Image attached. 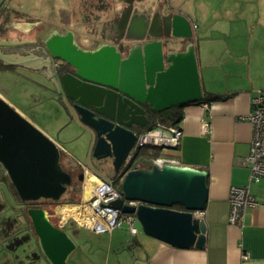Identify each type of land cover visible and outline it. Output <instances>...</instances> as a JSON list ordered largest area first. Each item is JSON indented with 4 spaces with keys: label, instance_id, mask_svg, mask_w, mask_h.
Listing matches in <instances>:
<instances>
[{
    "label": "crops",
    "instance_id": "crops-1",
    "mask_svg": "<svg viewBox=\"0 0 264 264\" xmlns=\"http://www.w3.org/2000/svg\"><path fill=\"white\" fill-rule=\"evenodd\" d=\"M42 1L10 0L8 7L0 12V31L9 26L19 27L28 37H0V48L29 54L27 61L24 60L38 67L21 68L42 74L39 68L43 62L37 54L43 53L38 42L50 37L54 30H71L85 49H94L103 43L115 44L119 50L127 52L129 48L138 47L149 40H171L170 52H182L188 45H194L203 96H226L225 100L208 104L185 105L183 119L178 124L182 130L179 151L160 154L179 160L181 166L208 171V201L203 215L207 224L206 246L175 248L148 235L139 237L138 233L130 234L127 226L102 233L82 226H66L76 243L75 249L83 254L74 263L264 264V179L259 182L250 180V169L244 163L252 139V125L245 118L250 111L251 98L257 90L264 89V0H120L112 11L107 6L108 0H84L86 7H93L90 9L92 14L87 11L85 19L81 14V26L77 21L72 24V18L63 21L68 27L62 31L56 28V19L48 18L50 9L48 7L45 11L46 4ZM130 5L129 25L124 28L121 17ZM62 12L55 11V17ZM93 15L95 20L89 19L88 16ZM175 16L182 18L187 25L184 31L174 33L172 28L171 31L167 30L168 20ZM85 23L91 24L87 30L83 28ZM45 24L51 26L47 34L44 33L46 29L42 28ZM194 24H197L196 29ZM31 34L36 40H31ZM197 37L203 39L204 43H198ZM201 66L206 68L205 71L201 70ZM213 67H217V72ZM47 89L54 92L53 86ZM5 99L22 114L29 116L25 107ZM74 119L86 127L77 118ZM32 122L64 150L60 141L43 125L34 119ZM204 122L209 123L207 134L201 131ZM93 147L94 138L90 143V162L77 158L78 162L73 165L81 167L89 175L104 179L103 170L110 163L104 160L95 162ZM246 184L250 185L252 194L261 205L248 210L243 226L231 225L230 188ZM80 228L99 237L96 246L90 238L80 235ZM96 252L99 255H95ZM243 253H249L250 258L242 259Z\"/></svg>",
    "mask_w": 264,
    "mask_h": 264
},
{
    "label": "water",
    "instance_id": "water-1",
    "mask_svg": "<svg viewBox=\"0 0 264 264\" xmlns=\"http://www.w3.org/2000/svg\"><path fill=\"white\" fill-rule=\"evenodd\" d=\"M4 1L0 0V8ZM131 10L132 5L122 14L124 28L129 25ZM166 27L176 33L187 25L175 16ZM170 44L171 40L154 39L127 52L115 44L86 50L69 31L44 40L40 48L43 54L37 57L43 62L39 70L46 68L48 77L53 78L54 92L65 99L73 117L93 135V157L111 159L115 173L124 175V198L111 205L135 214L143 232L152 238L180 249L204 248L207 224L195 212L206 209L208 171L174 164L123 167L139 130L148 125L149 112L203 98L194 45L176 53L170 52ZM28 55L0 48V61L5 66L38 69L26 62ZM55 58L67 62L72 71L53 73ZM61 153L48 134L0 95V164L21 201L61 200L73 181V174L61 164ZM84 175L80 173L78 179L83 181ZM125 199L142 203L136 207L126 204ZM27 214L42 254L51 264H66L76 248L72 236L62 224H54L42 207H29Z\"/></svg>",
    "mask_w": 264,
    "mask_h": 264
},
{
    "label": "rangeland",
    "instance_id": "rangeland-1",
    "mask_svg": "<svg viewBox=\"0 0 264 264\" xmlns=\"http://www.w3.org/2000/svg\"><path fill=\"white\" fill-rule=\"evenodd\" d=\"M43 2L46 4L45 11H47L48 7L50 9V15L48 18H51L52 20L56 19L58 21L56 28L58 27L59 29H57L61 31L64 27H68L65 23H63V21L65 22V20L68 21L72 18V24L77 21L81 26V14L84 16V19L87 18V11H89V14H92L90 9L93 7H86L83 3L84 0H44L42 3ZM48 2L50 3L48 4ZM108 2L107 6L112 11L113 8H116V5L119 4L120 0H108ZM120 6L123 7L122 4ZM60 10L65 12L66 16L62 12V14L59 13L55 17V11L58 13ZM95 14L96 13H94V15ZM94 15L88 16L89 19L95 20ZM63 17H65V19ZM90 25L91 24L85 23L83 28L87 30V26ZM50 27L51 26L48 24L42 26L43 29H46L44 31L45 34L48 33ZM3 36L17 37L19 39L28 38L24 36L21 28L13 26H9L1 30L0 37ZM30 38L31 40H36L35 36H32V34ZM197 42L201 44L204 43L203 39L200 37H197ZM214 43L215 41H213L212 44ZM202 69L205 71L206 68L201 66V70ZM213 69L216 72L218 70L217 67H213ZM49 86L51 87L49 81L44 75L39 74V72L17 68L13 72L4 71L0 73V95L2 96L3 94L5 98L10 99L14 104L25 107L27 114L32 119L43 125L46 130L59 140L64 147V150H62L61 153L60 161L63 168L73 174V181L65 194L62 196L60 203H50L49 206H45L51 220L58 224L61 222L60 218L55 216L58 211L59 214L61 212L63 214L65 208H75V205H79L84 200V196L86 194V185L84 188V180L86 175L89 176V173L84 172V179L83 181H80L78 179V175L83 173L82 168L74 166L73 163L78 162L77 158L84 162H90V143L93 139V135L90 133V130L88 131L86 127L77 123L72 112L67 109L65 99L59 94H56V92L47 89ZM4 96L2 97L4 98ZM58 97H60V100ZM29 116L25 115V117L32 120ZM94 161L98 162L96 159H94ZM104 162L110 163V166L107 165V168L103 170L105 172L104 179L110 180L111 178H114L116 173L112 166L111 159L108 158L107 160H104ZM2 180L3 179H1L0 182ZM13 192L14 190L12 189V184H0V264H50L46 257L39 252L40 250L38 249L37 242L34 239L32 228H30L31 230H28L26 226L19 228L21 223H17L16 213L10 207V205H14L16 203L15 198L17 195ZM25 210H27V207H25ZM135 225L138 229L137 236H146L142 230L141 223L138 220L135 222ZM66 226L77 227L79 225L71 217ZM126 226L127 224L124 223L122 227L125 229L127 228ZM80 229V235L83 236V238H90L92 244L96 246L97 238L99 237L90 231L87 232L83 228ZM67 232L70 236H72L71 231ZM129 233H126L125 235L129 236ZM105 238L109 239V236L105 235ZM95 255H99V252H96ZM81 257H83V254L79 249H75L69 255L67 259L68 263H66L75 264L74 262H78L77 259Z\"/></svg>",
    "mask_w": 264,
    "mask_h": 264
},
{
    "label": "built area",
    "instance_id": "built-area-1",
    "mask_svg": "<svg viewBox=\"0 0 264 264\" xmlns=\"http://www.w3.org/2000/svg\"><path fill=\"white\" fill-rule=\"evenodd\" d=\"M9 1L10 0H5L0 10H5L8 7ZM193 27L196 29L197 24H194ZM245 119H247L252 125V139L250 150L248 155L244 158V163L250 169V180L259 182L264 179V89L257 90L255 95L251 98L250 111ZM201 131L203 134L209 132L208 122L202 124ZM181 139L182 130L178 127L157 126L139 131L138 140L127 156L123 167L130 165L129 169L134 168V160L136 156L139 154V151L146 146L157 147L163 153L165 151L177 152L182 144ZM152 164L162 168L165 164L179 165V160L160 155L153 159ZM123 177L124 175L121 176L118 173L117 178H111L110 180L97 178V181L91 187L90 198L88 200H83L79 204L81 207L87 205L91 209L92 213L90 218L93 220V225H87L86 223L72 217L79 226L90 228L97 233H102L108 231L111 232L116 228L122 227L123 224L126 223L131 234L136 235L138 233V229L135 225V222L137 221L136 215L133 213H124L122 209L114 208L111 205L113 201L124 198V192L122 189ZM85 182L86 178L84 180V188ZM229 202V223L236 226H243L247 217V212L250 208L261 205L252 194L249 184L232 186L229 191ZM125 203L138 207L142 202L125 199ZM203 215L204 211L195 212L196 217L203 218ZM55 216L59 217L62 222V217L59 215V211ZM65 222H62L61 224L64 225ZM249 258V253H243L242 259L248 260Z\"/></svg>",
    "mask_w": 264,
    "mask_h": 264
},
{
    "label": "trees",
    "instance_id": "trees-1",
    "mask_svg": "<svg viewBox=\"0 0 264 264\" xmlns=\"http://www.w3.org/2000/svg\"><path fill=\"white\" fill-rule=\"evenodd\" d=\"M2 11L3 10H0V12H2ZM8 68H12V67L11 66H5L0 61V72H3ZM225 99H226L225 95L205 94L201 100L194 102V104L195 103L208 104V103L213 102V101L225 100ZM183 108H184V106H175V107H171L170 109L160 111V112H149L148 113V115H149L148 125L146 126V128H144L142 130L154 128L157 126L178 127V124L183 119ZM142 130H140V131H142ZM160 154H161V150L159 148L154 147V146H146V147L142 148L139 151V154L136 156V158L134 160V167H145V168L151 167V166H153V164H152L153 159L160 156ZM117 177H118V173L115 174L114 178H117ZM13 190H14L15 194L17 195V198H19L14 187H13ZM40 200H47V199H40ZM49 201H51L52 203H55V204L60 203V200L58 202L53 201V200H49ZM25 203L26 204H32L34 202H25ZM28 208L29 207H27V210H28ZM174 208L179 209V210L183 209L180 205H175ZM27 210H25L26 214H27ZM27 216H28V214H27Z\"/></svg>",
    "mask_w": 264,
    "mask_h": 264
},
{
    "label": "flooded vegetation",
    "instance_id": "flooded-vegetation-1",
    "mask_svg": "<svg viewBox=\"0 0 264 264\" xmlns=\"http://www.w3.org/2000/svg\"><path fill=\"white\" fill-rule=\"evenodd\" d=\"M112 30V27L110 29V31ZM71 30H64L63 32H57L56 30H54L51 34H50V37L54 36L55 34H66L67 32H69ZM109 32V31H108ZM74 35V33H73ZM48 37V38H50ZM44 40H41L40 42H38V45L40 46H43V43H44ZM74 40L75 42L77 43V45H79L80 47L83 48V46L76 40L75 36H74ZM103 43L99 46H97L96 48L94 49H86V50H96L98 47L102 46ZM85 49V48H84ZM12 68H8L6 69L5 71H11L13 72L14 70H16L17 68H21L19 66H11ZM23 69V68H22ZM72 67L65 61L61 60V59H58V58H55V59H52V66H51V70L53 73L57 74V75H60L61 73H65V72H68V71H72ZM42 72V75L45 76V78L50 82L51 86H53V89L54 90V85H53V82H52V77H48V73H47V70L46 68L40 70ZM4 72V71H3ZM2 73V72H0ZM32 121V120H31ZM4 169L3 167L1 166L0 164V180L3 179V178H6V181H1L0 184H4V185H7V184H11V182L9 181V178L5 175L4 173ZM83 172V171H82ZM80 175V174H79ZM78 175V176H79ZM12 189H13V185H12ZM15 194V192H13ZM9 194V193H8ZM5 195V194H4ZM16 200V203L14 205H10V207L13 209V211H15L16 213V217H17V223H21L19 225V228L21 227H24L26 226L28 228V230H31L30 228H32L33 230V226H32V222L30 220V218L27 216L26 212H25V207H31V206H36V207H42L45 209V206H49V204L52 202L49 201V200H38V201H35L34 203L32 204H26L24 203L23 201H21L19 198H15ZM47 211V209H45ZM51 219V218H50ZM52 221V220H51ZM53 222V221H52ZM54 223V222H53ZM68 221L65 222V224L63 225V228L66 230V225H67ZM56 225L60 224V223H54ZM26 229V228H25ZM19 233V232H18ZM33 235H34V239L35 241L37 242V246H38V249L40 250L39 252L42 253V250L40 248V245L38 243V240H37V236L33 230Z\"/></svg>",
    "mask_w": 264,
    "mask_h": 264
},
{
    "label": "bare ground",
    "instance_id": "bare-ground-1",
    "mask_svg": "<svg viewBox=\"0 0 264 264\" xmlns=\"http://www.w3.org/2000/svg\"><path fill=\"white\" fill-rule=\"evenodd\" d=\"M96 181H97V177H95L94 174L93 175L90 174L89 176L87 175L85 182L86 194L84 196V200H88L90 198L91 187ZM91 213H92L91 209L87 205L82 207L79 205H75V208L74 207L73 208L71 207L70 209L68 207L65 208L63 214L61 212L59 215L62 217L61 218L62 222H65L68 218L73 217L91 226L93 225V220H91L90 218Z\"/></svg>",
    "mask_w": 264,
    "mask_h": 264
}]
</instances>
